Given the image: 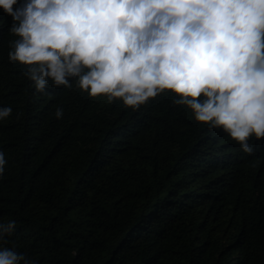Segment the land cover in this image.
<instances>
[{
	"label": "trees",
	"instance_id": "trees-1",
	"mask_svg": "<svg viewBox=\"0 0 264 264\" xmlns=\"http://www.w3.org/2000/svg\"><path fill=\"white\" fill-rule=\"evenodd\" d=\"M12 23L0 9V223L16 222L0 248L36 264H264V139L243 153L167 91L137 109L74 78L39 92L9 60Z\"/></svg>",
	"mask_w": 264,
	"mask_h": 264
},
{
	"label": "clouds",
	"instance_id": "clouds-1",
	"mask_svg": "<svg viewBox=\"0 0 264 264\" xmlns=\"http://www.w3.org/2000/svg\"><path fill=\"white\" fill-rule=\"evenodd\" d=\"M0 9L18 37L9 60L28 66L22 75L39 92L74 78L92 98L137 109L167 91L243 153L264 139V0H0ZM11 113L0 107V120ZM6 163L0 151V178ZM15 227L0 223V243ZM0 264L36 262L0 248Z\"/></svg>",
	"mask_w": 264,
	"mask_h": 264
}]
</instances>
